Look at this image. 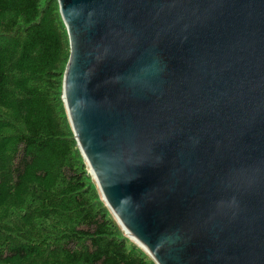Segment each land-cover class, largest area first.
<instances>
[{
	"label": "water",
	"instance_id": "obj_1",
	"mask_svg": "<svg viewBox=\"0 0 264 264\" xmlns=\"http://www.w3.org/2000/svg\"><path fill=\"white\" fill-rule=\"evenodd\" d=\"M62 99L102 200L156 264H264V0H57Z\"/></svg>",
	"mask_w": 264,
	"mask_h": 264
},
{
	"label": "trees",
	"instance_id": "obj_2",
	"mask_svg": "<svg viewBox=\"0 0 264 264\" xmlns=\"http://www.w3.org/2000/svg\"><path fill=\"white\" fill-rule=\"evenodd\" d=\"M57 0H0V264H156L117 223L65 109Z\"/></svg>",
	"mask_w": 264,
	"mask_h": 264
}]
</instances>
